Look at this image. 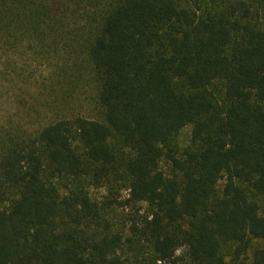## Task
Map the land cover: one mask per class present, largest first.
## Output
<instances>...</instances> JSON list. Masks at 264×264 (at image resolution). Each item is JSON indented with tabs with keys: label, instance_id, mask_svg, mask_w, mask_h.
I'll list each match as a JSON object with an SVG mask.
<instances>
[{
	"label": "trees",
	"instance_id": "trees-1",
	"mask_svg": "<svg viewBox=\"0 0 264 264\" xmlns=\"http://www.w3.org/2000/svg\"><path fill=\"white\" fill-rule=\"evenodd\" d=\"M9 3L0 62L46 32ZM86 52L101 119L23 122L37 73L0 66V264H264V0H118ZM111 177L149 206L128 233L89 189Z\"/></svg>",
	"mask_w": 264,
	"mask_h": 264
},
{
	"label": "rangeland",
	"instance_id": "rangeland-1",
	"mask_svg": "<svg viewBox=\"0 0 264 264\" xmlns=\"http://www.w3.org/2000/svg\"><path fill=\"white\" fill-rule=\"evenodd\" d=\"M9 2L26 14L31 13L30 8L37 10L38 20L46 32L29 31L14 35L16 38L8 35L5 38L7 43L3 45L0 66H16L37 73L30 89L10 94L7 113L17 114L23 122L35 125L75 115L101 119L98 84L92 77L86 51L104 14L118 0ZM20 98L21 105L18 104ZM191 132L192 125L179 132L177 141L181 147L190 143ZM161 167L170 173L171 167L165 159ZM89 189L93 198L111 204L110 217L115 230L123 229L128 233L132 223L150 211L146 202L131 199L126 179L111 177L101 187L91 186Z\"/></svg>",
	"mask_w": 264,
	"mask_h": 264
}]
</instances>
